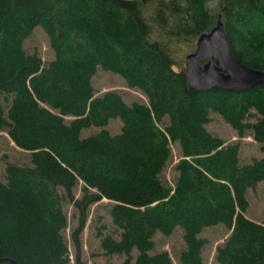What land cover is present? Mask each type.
Segmentation results:
<instances>
[{
	"label": "trees",
	"instance_id": "1",
	"mask_svg": "<svg viewBox=\"0 0 264 264\" xmlns=\"http://www.w3.org/2000/svg\"><path fill=\"white\" fill-rule=\"evenodd\" d=\"M219 17L231 51L264 70V0H0V135L29 156L7 160L0 140V264H72V254L87 264L83 233L103 200L112 226L94 219L93 256L173 264L168 250L155 251V237L181 231L178 263L206 264L202 233L222 225L219 264H264V222L246 215L249 192L264 182V156L242 163L240 142L207 128L218 114L264 152V85L191 89L176 55ZM37 27L54 53L48 61L26 48ZM99 69L148 101L97 93ZM173 145L180 156L169 180Z\"/></svg>",
	"mask_w": 264,
	"mask_h": 264
},
{
	"label": "rangeland",
	"instance_id": "2",
	"mask_svg": "<svg viewBox=\"0 0 264 264\" xmlns=\"http://www.w3.org/2000/svg\"><path fill=\"white\" fill-rule=\"evenodd\" d=\"M26 48L28 51L38 50L40 55L45 61H48L54 57V53L50 48V42L47 34L41 27H37L30 37V39L26 43ZM195 48H191L186 43H180L177 46L176 55L178 59L183 58V66L186 64V56L188 53L193 52ZM182 63V61H181ZM181 66V65H180ZM178 66L177 68H180ZM94 86L96 88L97 93H103L108 90H119L125 97L128 103H132L133 101H145L147 102V96L142 93L138 89H132L128 87L126 81L123 77L118 74L111 73L99 69L97 75L94 77ZM121 122L119 120H113L109 129L113 133H117L120 131ZM209 131L213 134L219 135L226 139L227 143L231 142H240L241 146V161L242 163H249L254 158H261L264 156V152L262 150V145L257 143L249 134H247L244 138H240L237 132L232 128L230 124H228L223 118L218 114H212V121L207 125ZM98 128H91L85 131V134H91L96 132ZM0 140L3 144V152L8 156L7 160L16 161L20 163H26L29 160V156L27 152L22 151L17 148L13 142H11L6 133L0 135ZM173 154L174 161L173 164L169 166L166 171V177L169 180H173L175 171L172 166L178 160L180 156V148L178 145H173ZM4 169H5V161H0V181L4 179ZM82 191L80 188L76 189L77 197H80ZM250 199V207L246 213V215L256 221L264 222V182L260 183L255 191L249 192ZM103 203H107V200H103L100 203L94 204L91 207L90 211V219L88 221V226L83 233L84 239V259L87 261V264H120L123 261V257L120 256H93V252H97L99 250V241L95 238V233L93 230V221L95 218L101 216V220L103 223L112 226V222L110 217L104 211ZM74 212L73 206L69 207V215H72ZM77 224V220L73 219L71 223V227ZM228 230L222 226H214L207 228L203 231L202 236L209 239V243L204 249L203 257L206 264H219L216 259V248L219 244H222L228 235ZM156 240V248L155 251L168 250L173 257V264H179L176 253L182 248L183 240L181 231H177L170 237H166L161 233H158L155 237ZM72 260V264L74 262V254Z\"/></svg>",
	"mask_w": 264,
	"mask_h": 264
},
{
	"label": "water",
	"instance_id": "3",
	"mask_svg": "<svg viewBox=\"0 0 264 264\" xmlns=\"http://www.w3.org/2000/svg\"><path fill=\"white\" fill-rule=\"evenodd\" d=\"M185 75L191 89L244 91L264 85V70L248 66L231 51L221 17L210 32L200 35L196 49L187 54ZM5 260L18 264L13 259Z\"/></svg>",
	"mask_w": 264,
	"mask_h": 264
},
{
	"label": "flooded vegetation",
	"instance_id": "4",
	"mask_svg": "<svg viewBox=\"0 0 264 264\" xmlns=\"http://www.w3.org/2000/svg\"><path fill=\"white\" fill-rule=\"evenodd\" d=\"M204 62H205V61H204ZM204 62H203V63H204ZM203 63H202V64H203Z\"/></svg>",
	"mask_w": 264,
	"mask_h": 264
}]
</instances>
